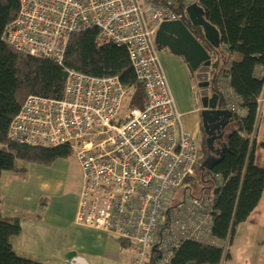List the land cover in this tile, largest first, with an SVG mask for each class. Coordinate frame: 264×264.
<instances>
[{
    "label": "built area",
    "instance_id": "built-area-1",
    "mask_svg": "<svg viewBox=\"0 0 264 264\" xmlns=\"http://www.w3.org/2000/svg\"><path fill=\"white\" fill-rule=\"evenodd\" d=\"M187 8L201 0H180ZM18 12L3 31L15 50L61 64L69 37L96 28L99 44L125 48L145 102L121 114L126 89L117 75L68 70L59 99L29 95L11 120V142L43 148L69 146L81 171L74 223L129 242V264H168L182 241L222 245L211 237L212 200L183 182L194 174L196 138L183 131L154 43L164 21L180 15L156 0H18ZM218 75L224 108L239 114L238 97ZM259 101V100H258ZM196 105L198 104L195 98ZM221 182L216 181L219 188ZM65 264H85L78 256Z\"/></svg>",
    "mask_w": 264,
    "mask_h": 264
},
{
    "label": "trees",
    "instance_id": "trees-1",
    "mask_svg": "<svg viewBox=\"0 0 264 264\" xmlns=\"http://www.w3.org/2000/svg\"><path fill=\"white\" fill-rule=\"evenodd\" d=\"M156 1L180 15L195 37L215 56L218 66L212 72L211 89L217 92V77L223 75L243 111V114H233L234 129L223 137L225 145L221 159L210 168L203 166L204 161L200 166L197 164L194 174L198 171L199 178L193 174L182 184L186 182L196 187L199 194L209 195L212 200L210 235L220 244L230 245L235 227L256 207L264 188V167L259 168L254 163L258 100L264 92V0L200 1L204 19L219 31L217 50L203 40L201 28L188 22L180 0ZM18 6V0H0V174L25 171L19 162L47 166L73 153L67 145L43 148L11 142L7 138L10 122L27 96L62 97L66 69L93 76L117 75L126 89L121 112L142 108L145 102L142 84L135 78L127 51L111 43L99 44L96 28L69 37L61 64L12 48L5 42L3 31L15 19ZM233 53L239 54L240 60L223 68L226 55ZM219 96L225 105L223 96ZM202 149L205 159L208 156L205 140ZM216 181L222 183L219 188L215 187ZM210 188H215L212 194ZM20 230L18 218L0 216V264H44L14 253L11 238ZM157 257L156 249H151L145 264H154ZM228 258V248L222 245L185 240L175 249L168 264H225Z\"/></svg>",
    "mask_w": 264,
    "mask_h": 264
},
{
    "label": "crops",
    "instance_id": "crops-1",
    "mask_svg": "<svg viewBox=\"0 0 264 264\" xmlns=\"http://www.w3.org/2000/svg\"><path fill=\"white\" fill-rule=\"evenodd\" d=\"M158 58L176 108L181 114V128L193 135L201 148L206 136L200 117L202 107L197 81L190 75L182 57L172 55L167 49L158 47ZM240 58L241 56L237 53L227 54L223 68H228L231 62L239 61ZM213 61H216L215 57ZM221 62L222 60L219 63ZM195 98L198 100L197 105ZM258 104L259 123L254 163L261 168L264 167V92ZM239 114H243V111L240 110ZM231 129H234L232 120L224 128V137ZM223 141L224 139L216 143L215 147H221ZM210 154L208 150V156ZM53 162L50 165H44L45 168H51L55 163H60L53 164ZM25 172L26 169L21 173L3 171L0 174V216L20 220V233L11 238L12 249L17 256L44 264H65L68 252L74 251L75 256L82 258L85 264H129L133 256V247L129 242L120 240L114 234L74 223L77 200L74 201L73 209L66 213V216L68 213L70 215L67 216L65 226L63 225L64 212L60 205L54 204L55 196L33 193L35 204L34 202L25 204L26 196H22L23 194L18 196L19 201L16 200L17 192L13 193L7 188L13 185L11 180L14 176H22ZM13 196L14 199H12ZM52 198H54L53 201ZM28 200L29 197H27ZM70 218H73L72 223H68ZM64 228H71V241H62L61 234ZM228 251L229 258L225 264H264V188L256 207L244 222L235 227ZM82 252L87 253V256Z\"/></svg>",
    "mask_w": 264,
    "mask_h": 264
},
{
    "label": "water",
    "instance_id": "water-1",
    "mask_svg": "<svg viewBox=\"0 0 264 264\" xmlns=\"http://www.w3.org/2000/svg\"><path fill=\"white\" fill-rule=\"evenodd\" d=\"M185 12L188 22L201 28L203 40L213 49L220 47L219 31L204 19L200 5L191 4ZM154 43L159 48L167 49L172 55L183 58L190 75L196 79L200 96V117L205 143L210 155L204 160L203 166L210 168L223 155L224 143L215 147L224 137V128L232 120L233 114L223 108L220 96L211 89L210 74L218 66L213 55L202 45L188 26L181 20L164 21L155 31ZM76 252H68L67 259L75 257Z\"/></svg>",
    "mask_w": 264,
    "mask_h": 264
},
{
    "label": "rangeland",
    "instance_id": "rangeland-1",
    "mask_svg": "<svg viewBox=\"0 0 264 264\" xmlns=\"http://www.w3.org/2000/svg\"><path fill=\"white\" fill-rule=\"evenodd\" d=\"M123 113L124 112H121V114ZM72 152L73 153L69 155V157L55 160L53 164L55 162L60 163H55V165L47 169L44 165L34 164L31 162H19V164H21V166L26 169V174L24 173L22 176H14L11 180L13 185L9 186L7 189L12 191L13 193L17 192L15 195L17 196L16 200H18V196L22 194V196L25 195V204H32L34 202L33 193L35 195L38 193H46L50 194L51 196H55L56 200L54 204L60 205L62 212H64L63 225L65 226V224L67 223V216L70 215V213H68V215L66 216V213L73 209L74 201L78 199V194L80 192L81 187V172L79 163L75 157V152ZM204 156L205 152L203 151L202 147H199L197 161V164L199 166L206 159H203ZM194 175H196V178H199L198 171H196ZM186 186L192 190L194 195L199 194L196 187L188 185V183L185 182L183 187H180V190L176 192V197H179L180 192L184 190ZM214 190L215 188H210L209 193L212 194ZM27 197H29L28 201ZM12 199H14V196ZM53 199L54 198H52V201ZM18 201L16 203H18ZM33 204H35V202ZM71 219L73 220V218H70V221L68 223H72ZM73 228H75V226H73ZM61 236L62 241H71V228H64V231L62 232ZM84 255L87 256V253H84Z\"/></svg>",
    "mask_w": 264,
    "mask_h": 264
},
{
    "label": "flooded vegetation",
    "instance_id": "flooded-vegetation-1",
    "mask_svg": "<svg viewBox=\"0 0 264 264\" xmlns=\"http://www.w3.org/2000/svg\"><path fill=\"white\" fill-rule=\"evenodd\" d=\"M213 55V54H212ZM215 56L213 55V58H214ZM213 58H212V60H213ZM214 70H212V72H213ZM211 72V75H210V82L212 81V78H213V73Z\"/></svg>",
    "mask_w": 264,
    "mask_h": 264
},
{
    "label": "clouds",
    "instance_id": "clouds-1",
    "mask_svg": "<svg viewBox=\"0 0 264 264\" xmlns=\"http://www.w3.org/2000/svg\"><path fill=\"white\" fill-rule=\"evenodd\" d=\"M186 9V8H185ZM182 21V20H181ZM158 47V46H157ZM217 93V92H216ZM225 105H223V108H224Z\"/></svg>",
    "mask_w": 264,
    "mask_h": 264
}]
</instances>
